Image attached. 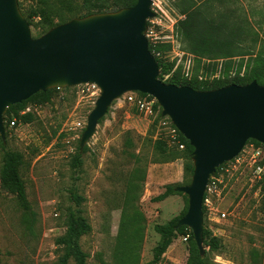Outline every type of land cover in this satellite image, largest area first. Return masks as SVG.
Segmentation results:
<instances>
[{
  "label": "rangeland",
  "instance_id": "rangeland-1",
  "mask_svg": "<svg viewBox=\"0 0 264 264\" xmlns=\"http://www.w3.org/2000/svg\"><path fill=\"white\" fill-rule=\"evenodd\" d=\"M18 1L28 5L38 0ZM226 1L227 6L260 24L255 28L264 33V0ZM154 4L173 22L182 19L181 0H155ZM159 15L163 17L156 31L160 39L152 46L162 47L159 59L164 64H173V71L178 69L184 78H191L193 58L181 54L179 43L176 49L168 43L170 40L162 39L171 36L170 30L174 34L175 23L170 28ZM30 31L37 38L38 32L31 27ZM173 71L161 82L170 79ZM221 72L218 63L201 70L199 80L210 83ZM229 76L234 74L230 72ZM81 90H55L48 104L26 105L23 111L32 115L29 123L17 121L10 126L4 121L0 170L4 152L22 156L19 174L28 210L0 188V264H59L62 250L56 240L64 235L71 210H77L91 227V232L80 239L86 264H151L159 240L154 227L178 217L187 205L182 196L153 202L165 186L185 183L184 162L169 161L168 156L154 150L155 141L165 136L164 130L159 125L153 127L129 105H111L85 146L80 172H73L71 158L77 153L97 99L81 94ZM78 123L79 128L75 127ZM216 179L220 195L212 199L213 206L225 218L205 214L204 227L220 244L216 251L203 246L205 264H264L261 184H256L253 170L246 164L232 167L228 163ZM70 191L83 199L79 207L70 200ZM187 241L177 237L158 264H187Z\"/></svg>",
  "mask_w": 264,
  "mask_h": 264
},
{
  "label": "water",
  "instance_id": "water-1",
  "mask_svg": "<svg viewBox=\"0 0 264 264\" xmlns=\"http://www.w3.org/2000/svg\"><path fill=\"white\" fill-rule=\"evenodd\" d=\"M151 7V0H137L131 8L73 19L34 38L18 0H0V139L5 142L7 110L49 90L84 85L99 90L80 151L114 102L128 93L152 98L193 150L190 183L174 189L187 199L176 229L192 233L203 257L202 204L209 181L248 141L264 147V84L199 92L159 81L146 39Z\"/></svg>",
  "mask_w": 264,
  "mask_h": 264
},
{
  "label": "trees",
  "instance_id": "trees-1",
  "mask_svg": "<svg viewBox=\"0 0 264 264\" xmlns=\"http://www.w3.org/2000/svg\"><path fill=\"white\" fill-rule=\"evenodd\" d=\"M80 2L38 0L35 3L25 5L18 1V7L29 27L35 29L38 32L37 37H40L52 28L73 19L85 18L95 14L114 13L121 9L131 8L137 0H80ZM227 4L226 0H181L183 7L180 16L182 19L175 23L174 35L181 46V52L193 58L195 63L194 74L187 79L181 75L178 69L173 71V64L166 65L159 59L162 47L152 46L148 43V50L158 66V79L160 81H163V77L173 71L170 79L164 82L165 84L175 87H189L199 92L218 90L230 85L245 86L251 82H256L258 85L264 84V33L261 34L255 28L260 24L242 16L236 8H231ZM165 47L168 48L169 46ZM218 63L222 67L218 79H214L210 83L199 80L198 73L201 70L204 71L210 66H217ZM242 71L243 75H241ZM230 72L234 74L233 77L229 76ZM54 92L55 90H49L46 93H38L27 101L9 108L4 121L9 125L13 120L24 123L31 122L32 115L30 113L20 115L26 105H46L50 102ZM154 109L158 114L156 119L151 122L153 127L163 120L157 104H155ZM178 136L184 145L183 151L169 148L163 138L155 141L154 150L162 156H168L169 161L183 160L185 183L182 186H186L190 183L193 172L191 161L193 150L180 134ZM248 144L261 146L254 141H248L246 145ZM85 152L86 147L80 151L78 143L77 153L71 158L70 163V168L75 174L79 173L82 168V158ZM22 163L20 154L4 152L0 170V188L14 196L19 206L26 211L28 210L26 191L19 174ZM226 165L220 167L215 175ZM182 186H165L164 192L153 199V202H163L173 196L184 198L183 195L174 191L175 188ZM261 190L264 194V182L261 183ZM69 198L78 207L83 201L74 191H70ZM186 211L187 205L178 217L164 225L154 227V232L158 235L159 240L153 249L151 264H158L172 242L177 237L185 235H189L187 264H205V259L200 257L198 253L192 233L187 228L176 229L178 221L184 217ZM202 212L204 227L206 218L204 208ZM262 214L264 216V200ZM90 232L91 227L88 222L77 210H71L67 218L65 233L56 240V245L62 250L59 264H68L70 261L74 264H86L87 256L81 250L80 239ZM203 239V246L210 247L213 251L220 248L219 241L212 237L210 231L205 227L203 228Z\"/></svg>",
  "mask_w": 264,
  "mask_h": 264
},
{
  "label": "built area",
  "instance_id": "built-area-1",
  "mask_svg": "<svg viewBox=\"0 0 264 264\" xmlns=\"http://www.w3.org/2000/svg\"><path fill=\"white\" fill-rule=\"evenodd\" d=\"M152 1V7L151 10L154 13V18L152 20H149L147 22V32H146V39L148 43L151 45H155L156 41H158L160 38L157 35V29L162 25L163 17L159 15V12L164 16V19L169 23L170 28L174 26L175 21L173 22L172 19L168 17L167 14L164 13V11L158 6L154 4L155 0ZM156 8V9H155ZM171 36L163 37V40H170L168 43L170 45H174L176 49H179V44L174 38V34L172 35V30H170ZM182 54V52H181ZM179 56V55H177ZM78 88H82L81 94H88L90 98H98L99 96V90L94 85H84L79 86ZM97 100V99H96ZM119 107L124 105H129L134 107V109L138 112V114L148 122H153L157 117V112L155 111L154 107L156 102L145 95H141L138 93H128L121 97L119 100L116 101ZM28 111H23L21 114L24 115ZM16 124V120H13L10 123V126H14ZM159 127H161L164 132L165 136L163 139L165 140L167 146L169 148H175L178 151L184 150V145L180 142L178 132L177 130L171 125L170 121L168 119H163L159 122ZM75 127H81V125L75 124ZM229 164L233 166L235 165H241L246 164L248 165L252 170L254 174V179L256 184H261L264 182V147L261 146H255L254 144H248L244 147L241 154L234 159ZM215 175L208 183L206 187V191L203 198V204L202 209L204 208L205 214L208 217L214 216L216 219H224L225 214L218 212L214 208V203L212 201L213 198L219 197V193L217 192V183L218 180ZM216 214V215H214ZM189 239V235H185L181 237V240L183 242H186Z\"/></svg>",
  "mask_w": 264,
  "mask_h": 264
},
{
  "label": "crops",
  "instance_id": "crops-1",
  "mask_svg": "<svg viewBox=\"0 0 264 264\" xmlns=\"http://www.w3.org/2000/svg\"><path fill=\"white\" fill-rule=\"evenodd\" d=\"M173 197H175V196H173ZM173 197H169L168 199H166L165 201H169V200H172L173 199ZM164 202V201H163Z\"/></svg>",
  "mask_w": 264,
  "mask_h": 264
}]
</instances>
